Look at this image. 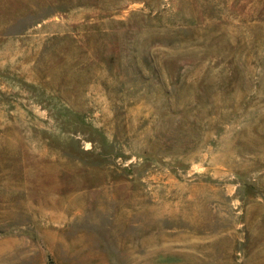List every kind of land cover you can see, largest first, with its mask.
<instances>
[{
	"label": "rangeland",
	"instance_id": "374dc122",
	"mask_svg": "<svg viewBox=\"0 0 264 264\" xmlns=\"http://www.w3.org/2000/svg\"><path fill=\"white\" fill-rule=\"evenodd\" d=\"M0 264H264V0H0Z\"/></svg>",
	"mask_w": 264,
	"mask_h": 264
}]
</instances>
